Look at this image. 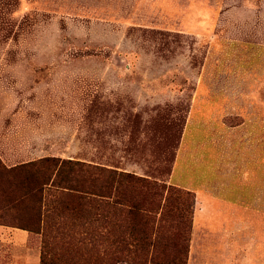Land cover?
I'll return each instance as SVG.
<instances>
[{
    "label": "rangeland",
    "instance_id": "obj_1",
    "mask_svg": "<svg viewBox=\"0 0 264 264\" xmlns=\"http://www.w3.org/2000/svg\"><path fill=\"white\" fill-rule=\"evenodd\" d=\"M43 158L159 185L148 240L109 215L18 237L4 263L186 264L191 174L263 197L241 203L239 241L240 264H264V0H0V225L9 169Z\"/></svg>",
    "mask_w": 264,
    "mask_h": 264
},
{
    "label": "trees",
    "instance_id": "obj_2",
    "mask_svg": "<svg viewBox=\"0 0 264 264\" xmlns=\"http://www.w3.org/2000/svg\"><path fill=\"white\" fill-rule=\"evenodd\" d=\"M9 170L16 176V197L6 198L10 210L16 212L11 217L15 228L47 238L54 228L106 223L110 215L119 222L114 227L128 224L140 231L135 240L146 244L143 228L147 218L142 203L159 185L127 172L59 158H43ZM194 208L195 195L193 213ZM4 218L0 216V220ZM188 252L189 246L186 264Z\"/></svg>",
    "mask_w": 264,
    "mask_h": 264
},
{
    "label": "crops",
    "instance_id": "obj_3",
    "mask_svg": "<svg viewBox=\"0 0 264 264\" xmlns=\"http://www.w3.org/2000/svg\"><path fill=\"white\" fill-rule=\"evenodd\" d=\"M184 187L195 193V208L187 264H240L239 233L242 212L250 206L242 202H262L263 197L241 195L239 192L212 193L210 180L198 183L191 174H185ZM191 180V181H188ZM208 188V190H206ZM29 232L0 225V247H10ZM236 234V235H235ZM236 238V239H235ZM1 261L0 264H14Z\"/></svg>",
    "mask_w": 264,
    "mask_h": 264
}]
</instances>
